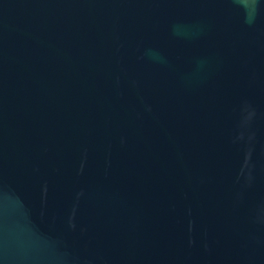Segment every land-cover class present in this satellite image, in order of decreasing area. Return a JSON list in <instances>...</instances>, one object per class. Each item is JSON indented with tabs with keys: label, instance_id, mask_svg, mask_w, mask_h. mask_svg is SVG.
<instances>
[{
	"label": "water",
	"instance_id": "water-1",
	"mask_svg": "<svg viewBox=\"0 0 264 264\" xmlns=\"http://www.w3.org/2000/svg\"><path fill=\"white\" fill-rule=\"evenodd\" d=\"M0 264H264V0H0Z\"/></svg>",
	"mask_w": 264,
	"mask_h": 264
}]
</instances>
